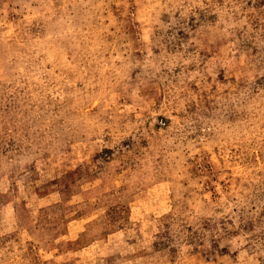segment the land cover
Wrapping results in <instances>:
<instances>
[{
  "label": "rangeland",
  "instance_id": "374dc122",
  "mask_svg": "<svg viewBox=\"0 0 264 264\" xmlns=\"http://www.w3.org/2000/svg\"><path fill=\"white\" fill-rule=\"evenodd\" d=\"M0 264H264V0H0Z\"/></svg>",
  "mask_w": 264,
  "mask_h": 264
}]
</instances>
